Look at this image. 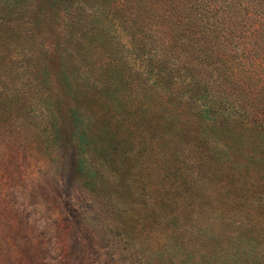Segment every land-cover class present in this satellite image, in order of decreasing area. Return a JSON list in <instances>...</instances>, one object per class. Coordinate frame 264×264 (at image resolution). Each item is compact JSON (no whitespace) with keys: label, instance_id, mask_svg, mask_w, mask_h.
Segmentation results:
<instances>
[{"label":"rangeland","instance_id":"rangeland-1","mask_svg":"<svg viewBox=\"0 0 264 264\" xmlns=\"http://www.w3.org/2000/svg\"><path fill=\"white\" fill-rule=\"evenodd\" d=\"M111 1L105 9L102 0H79L74 5L69 1L59 8L47 0H0V264H183L180 253L170 248L168 221L136 223L130 215L136 211L135 174L149 155L146 136L141 146H128L140 152L142 160L125 162L117 157L122 146L116 157L95 144L83 154L79 136L71 134L75 101L64 87L66 77L79 82L94 99L93 108L87 106L93 130L115 127L113 104L106 110L105 101L126 94L131 109L128 121L133 125L139 99L148 96L153 79L149 59L156 47H135L138 34L132 0ZM163 2L159 0L161 7ZM139 24L143 26L142 21ZM150 27L145 24L142 33L147 44ZM158 51L162 57L169 53L166 47ZM119 80L125 85L118 86ZM82 95L78 102L86 105ZM246 112L249 118L244 117L233 135L237 146L243 147L241 163L249 157L254 162L247 168L232 165L225 174L209 178L211 184H193L178 196L182 201L189 195L210 194L214 208L224 211L228 220H218L195 197L187 210L190 214L185 213L190 218L178 230L181 243L205 240L207 252L208 239L213 237L218 250L229 252L244 247L240 238L264 242V141L242 142L255 138L248 124L259 122L260 117L256 107ZM259 124L264 128V123ZM179 150L178 159L170 161L178 160V169L193 171L202 183L199 157L185 158ZM207 152L218 172L219 160L211 149ZM83 155L103 176L96 189L104 200L101 214L77 178ZM227 179L225 192L227 186L222 189V185ZM185 224L188 230H183ZM123 239L128 240L125 248ZM131 246L134 249L127 252Z\"/></svg>","mask_w":264,"mask_h":264},{"label":"trees","instance_id":"trees-1","mask_svg":"<svg viewBox=\"0 0 264 264\" xmlns=\"http://www.w3.org/2000/svg\"><path fill=\"white\" fill-rule=\"evenodd\" d=\"M69 1L74 5L79 0H47L57 8ZM102 1L105 9L110 8L111 0ZM132 2L138 34L135 47H156L149 59L153 79L148 96L139 99L133 125L128 121L127 112L131 109L126 94L105 101L106 110H111L113 104L115 127L93 130L88 109L96 104L94 99L79 82L66 77L64 87L75 101L71 108V134L79 136L78 145L83 154L95 144L104 154L116 157L122 146V153L117 157L125 162L142 160L140 152L136 153L128 146H141L143 136H146L145 140L151 144L149 155L147 162L141 163L142 169L135 174L136 211L130 215L136 223L162 220L160 223L164 225L168 221L167 237L173 243L170 248L180 253L183 264H264V242L257 239L245 241L240 238L244 247L224 252L218 250L217 238L212 243L213 237H210V248L205 252V240L181 243L177 238L183 220L190 218L185 213L190 214L187 210L193 201L196 202L195 197L207 209H212L218 220H228L224 211L214 208L210 194L189 195L182 201L178 200L179 195L193 184L199 187L211 184L209 178L218 176L219 172L225 174L232 165L247 168L246 165L254 162L253 157L244 163L239 160L243 147L237 146L239 142L233 130L243 123L244 117L249 118V115L244 116L249 107L258 109L260 117L257 120L264 123V0H164L162 7L159 0ZM123 23L126 25V19ZM149 23L151 32L147 44L142 33L144 25ZM158 47H166L169 53L162 57ZM167 47H175V50L170 48V51ZM178 51L182 55H178ZM118 84L124 86L125 82L119 80ZM138 88L141 93L140 84ZM80 95L86 105L78 102ZM140 112L141 116L137 114ZM233 114L239 115V119L233 118ZM259 122L248 124L255 138L243 140V143H263L264 128ZM179 148L185 158L195 154L201 160L202 183L193 171L178 169V160L170 161L178 159ZM210 149L219 160L218 172H214L216 166L208 159L210 153L207 150ZM83 156L78 161L77 178L88 197H93L92 203L101 214L105 205L96 189L103 176L98 172L100 169L93 170ZM228 181L222 185V189L227 186L225 192H228ZM184 229L188 230V225H183ZM122 242L121 246L125 248L128 240ZM137 248L138 245L136 251ZM241 248H250V251L241 252ZM133 249L134 246L127 247L126 251Z\"/></svg>","mask_w":264,"mask_h":264}]
</instances>
